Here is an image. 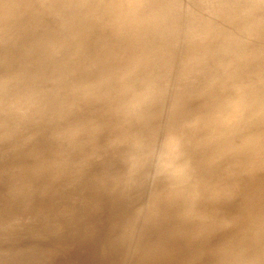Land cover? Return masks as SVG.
Segmentation results:
<instances>
[{
	"label": "rangeland",
	"instance_id": "rangeland-1",
	"mask_svg": "<svg viewBox=\"0 0 264 264\" xmlns=\"http://www.w3.org/2000/svg\"><path fill=\"white\" fill-rule=\"evenodd\" d=\"M256 88L264 0H0V264H264Z\"/></svg>",
	"mask_w": 264,
	"mask_h": 264
},
{
	"label": "bare ground",
	"instance_id": "bare-ground-1",
	"mask_svg": "<svg viewBox=\"0 0 264 264\" xmlns=\"http://www.w3.org/2000/svg\"><path fill=\"white\" fill-rule=\"evenodd\" d=\"M135 53H136V52H135ZM176 60H177V59H176ZM1 76H2V75H1ZM262 88H263V87H262ZM256 89H257V88H256ZM257 90H258V89H257ZM263 90H264V89H263ZM248 91H249V90H248ZM258 91H261V90H258ZM251 92H252V90H251ZM243 93H245V92H243ZM247 93H248V92H246V94H247ZM261 93H262V91H261ZM209 94H210V93H209ZM249 94H250V92H249ZM255 94H256V93H255ZM262 94H263V93H262ZM239 95H240V94H239ZM204 96H206V94H205ZM263 96H264V94H263ZM260 97L262 98L261 95H260ZM208 98H209V97H208ZM258 99H260V98H256L255 100H258ZM255 100H254L253 102H255ZM262 100H263V101H261V99L259 100V101H261V104L264 103V99H263V98H262ZM247 104H248V103H247ZM249 104H250V103H249ZM262 105H263V104H262ZM259 106H261V105H259ZM114 128H115V127H114ZM227 128H228V127H227ZM129 129H130V128H129ZM123 141H124V140H123ZM120 142H121V141H120ZM127 143H129V141H128ZM135 144H136V143H135ZM138 148H140V147H138ZM155 150H156V149H155ZM142 151H143V150H142ZM151 152H152V151H151ZM144 153H145V152H144ZM156 153H158V152H156ZM138 154H139V152H138ZM138 154H137V155H138ZM167 154H169V153H167ZM134 155H135V154H134ZM134 155H133V156H134ZM164 155H165V154H164ZM165 156H166V155H165ZM141 157H142V156H141ZM148 157H149V156H148ZM149 158H150V157H149ZM149 158H148V159H149ZM137 159H138V158H137ZM144 159H146V158L143 157V160H144ZM154 159H155V157H154L152 160H154ZM131 160H132V159H131ZM140 160H141V159H139V161H140ZM152 160H150V161H152ZM139 161H138V162H139ZM141 161H142V160H141ZM158 161H160V160H158ZM165 161H166V160H165ZM171 161H172V160H171ZM129 162H130V161H129ZM129 162H128V164H129ZM135 162H136V161H135ZM152 162H154V161H152ZM169 162H170V161H169ZM157 163H158V162H157ZM162 163H163V162H162ZM164 163H165V162H164ZM167 163H168V162H167ZM171 163H172V162H171ZM171 163H170V164H171ZM125 164H126V163H125ZM146 164H147V163H146ZM149 164H150V163H149ZM149 164H148V165H149ZM165 164H166V163H165ZM129 165H131V164H129ZM143 165H144V163H143ZM158 165H159V164H158ZM160 165H162V164L160 163ZM167 165H168V164H167ZM164 166H166V165H164ZM172 166H174V165H172ZM141 167H142V164H141ZM159 167H160V166H159ZM169 167H170V166H169ZM174 167H175V166H174ZM128 168H130V167H128ZM134 168H135V166H134ZM149 168H151V166H150ZM160 168H161V167H160ZM170 168H171V167H170ZM224 168H225V167H224ZM140 169H141V168H140ZM179 169H180V168H178L177 170H179ZM177 170H176V171H177ZM166 172H167V171H166ZM171 172H172V171L170 170V173H171ZM168 173H169V172H168ZM168 173H167V174H168ZM173 173H176V172H173ZM167 174H166V175H167ZM171 174H172V173H171ZM171 174H170V175H171ZM176 174H178V173H176ZM172 175H173V174H172ZM178 175H179V174H178ZM180 175H181V174H180ZM180 175H179V176H180ZM150 176H152V175L150 174ZM219 177H220V176H219ZM170 179H171V178H170ZM186 179H187V178H186ZM198 187H199V186H198ZM24 191H25V190H24ZM261 197H262V196H261ZM263 198H264V197H263ZM246 199H247V197H246ZM244 200H245V199H244ZM251 204H252V203H251ZM247 207H248V205H247ZM244 208H245V207H244ZM231 210H232V209H231ZM51 211H52V210H51ZM39 212H40V211H39ZM29 214H31V213H29ZM231 214H232V213H231ZM263 214H264V213H263ZM21 216H22V215H21ZM28 216H29V215H28ZM241 216H242V214H241ZM260 216H261V215H260ZM30 217H31V215H30ZM16 218H18V217H16ZM20 218H21V217H20ZM23 218H25V216H24ZM257 221H258V220H257ZM263 222H264V221H263ZM245 223H246V222H245ZM255 223H256V222H255ZM231 224H232V223H231ZM239 226H240V225H239ZM263 226H264V225H263ZM228 227H230V226H228ZM236 227H237V226H236ZM261 228H262V227H261ZM227 229H228V228H227ZM254 229H255V227H254ZM259 229H260V228H259ZM235 230H236V229H235ZM237 230H238V229H237ZM248 230H249V229H248ZM253 231H254V230H253ZM255 231H257V229H256ZM244 232H245V231H244ZM247 232H248V231H247ZM247 232H246V233H247ZM237 233H238V232H237ZM241 233H243V231H242ZM251 233H253V232L250 231L249 234H251ZM260 233H261V231H260ZM220 234H221V233H220ZM225 234H226V233H225ZM257 234H259V232H257L255 235L257 236ZM234 235H235V234H234ZM247 235H248V234H247ZM213 236H214V235H213ZM248 236H249V235H248ZM258 236H259V235H258ZM237 238H238V237H237ZM241 238H242V236H241ZM253 238H254V237H253ZM255 238H256V237H255ZM259 238H260V236H259ZM223 239H224V238H223ZM246 239H247V238H246ZM248 239H249V238H248ZM256 239H257V238H256ZM256 239H255V240H256ZM243 240H245V239H243ZM252 240H253V239H252ZM255 240H254V241H255ZM262 240H263V239H262ZM262 240H261V241H262ZM217 241H218V240H217ZM227 241H228V240H227ZM249 241H250V240H249ZM258 241H259V239H258ZM239 242H240V241H237V244H238ZM244 242H246V241H243V243H244ZM263 243H264V242H262V244H263ZM235 244H236V243H235ZM237 244H236V247H237ZM239 244H240V243H239ZM248 244H251V243L249 242ZM248 244H247V245H248ZM252 244H253V243H252ZM260 244H261V243H260ZM233 245H234V244H233ZM256 245H257V243H256ZM250 246H253V245H250ZM250 246H249V247H250ZM260 246H262V245H260ZM229 247H230V246H229ZM233 247H235V246H233ZM236 247H235V248H236ZM239 247H240V246H239ZM262 247H263V246H262ZM255 248H256V246H255ZM255 248H253V249L255 250ZM226 249H227V248H226ZM231 249H232V247L229 248V250H231ZM241 249H242V247H241ZM256 249H257V248H256ZM259 249H260V248H259ZM263 249H264V247H263ZM238 250H239V249H238ZM249 251L251 252V247H250V250H249ZM255 251H258V250H255ZM260 251H262V250H260ZM260 251L258 252V254L260 253ZM229 252H231V251H229ZM252 252H253V251H252ZM252 252H251V253H252ZM262 252H263V253H262ZM262 252H261L259 255L264 254V250H263ZM251 253H249V254H251ZM256 253H257V252H256ZM256 253H253V256H254V254H256ZM226 254H227V253H226ZM249 256L252 258L251 255H249ZM249 256H248V257H249ZM255 257H256V255H255ZM262 257H263V256H262ZM223 258H224V256H223ZM223 258H222V259H223ZM256 258H258V257H256ZM227 259H228V258H227ZM227 259L225 258V260H227ZM263 259H264V258H263ZM250 260L253 261V259H250ZM248 261H249V260H248ZM263 261H264V260H263ZM245 262H246V261H245ZM250 262H251V261H250ZM250 262H247V263H250ZM223 263H224V262H222V264H223ZM251 263H252V262H251ZM261 263H262V262H261ZM263 263H264V262H263Z\"/></svg>",
	"mask_w": 264,
	"mask_h": 264
}]
</instances>
